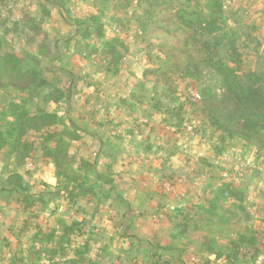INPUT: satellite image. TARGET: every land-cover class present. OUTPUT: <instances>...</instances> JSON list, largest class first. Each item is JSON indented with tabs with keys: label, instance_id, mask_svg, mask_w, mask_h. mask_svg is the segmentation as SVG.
I'll return each mask as SVG.
<instances>
[{
	"label": "rangeland",
	"instance_id": "1",
	"mask_svg": "<svg viewBox=\"0 0 264 264\" xmlns=\"http://www.w3.org/2000/svg\"><path fill=\"white\" fill-rule=\"evenodd\" d=\"M222 1L231 17L226 22L227 28H236L241 57L236 62L227 48L220 47L216 60L236 71L239 79L245 72L264 75V0ZM205 2L56 0L54 5L45 3L47 11L39 5L40 0H0V56L26 58L33 54L37 61L26 59L25 66H38L49 82V89L62 88L69 93L56 111L61 121L72 120L78 127L80 140L74 141L69 133L65 139L75 156L72 168L79 172L89 192L72 201L64 186L58 184L57 168L45 158L41 142L22 163L8 158L6 147L0 153V264H143L148 253L142 247L137 248L132 237L146 247L148 242L157 240L177 250L166 251L165 259L182 254L187 264H201L203 242L213 251L224 250L237 232L250 229L259 239L257 257L242 255L238 262L231 259L226 264L243 261L258 264L264 256V139L261 146L257 141L253 145L246 138L227 135L212 126L208 114L202 110L203 101L208 97L222 98L226 88L209 67H200L199 78L173 77L171 89L164 86L161 73H152L158 68L172 67L174 58H179L178 54H170L175 39L163 31L161 20L181 11H203L206 15L204 8L197 7ZM71 9L76 16H70ZM159 9L163 13L150 16ZM23 12L36 18L30 26L22 25ZM93 15L98 16L95 23L82 25L77 21ZM235 20L242 27L237 28ZM99 25L104 41L96 37ZM87 26H91V34L84 37ZM80 28L82 31L78 33ZM232 36L229 33L223 44ZM112 40H118L113 45L123 56L120 73L107 70L111 55L105 41ZM13 67H3L0 62V124L13 120L9 116L12 102L33 101L34 105L30 103L28 108L34 112L43 101L37 98L41 93L38 90L18 91L26 85L15 77L11 79L9 72ZM45 90L48 91L47 87ZM147 91L154 92L160 110L153 107L154 101L149 103ZM197 91L202 98L200 102L192 96ZM231 128L235 132L240 130ZM49 130L62 132L63 126L57 124ZM205 148L213 149V156H226L224 167L220 161L197 157L194 181L189 182L187 169L180 170L188 180L182 186L189 193L194 192V201L167 195L176 193L172 184L164 183L173 179V167L188 166L187 162H193L190 155ZM82 160L95 165V169L79 170ZM70 164L66 168H71ZM9 170H16L26 184L41 194L42 200L31 213L24 211L18 194L7 190ZM94 171L103 174V178L97 180ZM165 184H170L173 191H166ZM226 184H231L236 198L230 193L220 194L218 189ZM213 200L217 207L216 230H233V234H212L209 232L214 228L204 229L205 225L196 223L200 216L206 224L214 220L210 215L202 216L204 210L200 209L209 208ZM35 215L38 221H34ZM185 217H190L189 227L178 228ZM26 219L41 224L46 232L55 228L60 232L63 223H84L82 230L71 236L66 255L59 253L50 258L35 254L48 247L45 236L41 234L32 243L35 228L19 233L18 228ZM221 220L231 223L221 225ZM60 236L57 232L55 239ZM218 236L228 240H217ZM86 244L88 251L81 258L79 249Z\"/></svg>",
	"mask_w": 264,
	"mask_h": 264
},
{
	"label": "trees",
	"instance_id": "2",
	"mask_svg": "<svg viewBox=\"0 0 264 264\" xmlns=\"http://www.w3.org/2000/svg\"><path fill=\"white\" fill-rule=\"evenodd\" d=\"M55 1L56 0H40L39 5H41L44 10H47L46 6L44 7L45 3L54 5L53 2ZM197 7L199 9L204 8V10L207 11L206 15L203 11H181L176 12L173 17L161 20L160 24L164 25L162 27L163 31L175 39L171 50L173 52L170 54H178L179 58H174L175 63L173 62L174 64L172 67L166 69L158 68L152 73H161L164 86L167 89H171V87H174L175 82L173 77L180 76V78L185 79L186 76H196L199 78L201 75L200 67H209L214 76L221 80L222 85L226 88L222 98L216 100L217 98L215 97H208L203 101L202 110L208 114L212 126L222 130L227 135L235 136L237 134V136L241 138H246L253 145V141H257L259 145H262L261 140L264 139V75L257 74L256 72H245L242 73L243 78L239 79L236 71L223 65L220 60H216L220 47L227 48L230 53H232L231 56L236 62L240 59L241 54L238 53V39L235 37L236 28H227L226 22L229 21L231 17L229 11L225 9L222 0H206L204 6L197 5ZM23 13L25 14V12ZM161 13H163V9L155 10L150 16L156 17ZM70 16H76L73 9L70 11ZM35 19V17L25 14L22 17V25L25 27L30 26L35 22ZM77 21L82 25L87 22L95 23L98 21V16L93 15L89 18H80L77 19ZM235 21V26H237V28L242 27L237 20ZM91 30V26H87L83 32V36L86 37V35H90ZM102 30V25H99L97 27L96 37L103 40L104 34ZM81 31L82 28L78 29V33ZM229 33L234 36L227 40V44H223L224 39ZM117 42L118 40L105 41V44L109 46L108 54L111 55L107 70L111 71L114 69L115 73H120V65L122 64L123 56L117 52V48L113 45V43L116 44ZM26 59L37 61V57L33 54L27 55L26 58H16L8 54L0 56V62L3 67L14 65L9 72L11 79L15 77L14 79L17 82L21 81L22 84L25 83L26 86H22V90L18 89V91L30 93L31 91L38 90L41 93L37 98H42L43 101L41 105H36L34 112H31L28 108V104L31 103L34 105L33 101L21 100L20 103L12 102L9 105V116H11L13 120L5 124H0V153L8 147V158L11 160L14 159L17 163H22L30 158L36 149L37 143L41 142L45 158L57 168L58 184L64 186L63 188L68 196L75 202L77 198H83L87 196L89 192L88 189L85 188V182H81L82 179L78 176L79 172L77 173L72 168L75 156L70 152V146H67L68 144L65 139L67 136L66 133H69L74 141L80 140L81 136L78 132V127L72 120L61 121L56 111L61 101L68 97L69 93L62 88L49 89V82L44 72L38 66L26 67ZM183 60L185 62H183ZM182 63L184 65L180 66ZM173 67L175 69L171 70L170 68ZM244 78L245 80H243ZM46 87L48 91H44ZM155 88H158V86ZM146 96L150 99L149 103L154 101L155 105L153 107L156 110L161 109L155 101L153 91H147ZM123 102L127 103V100L124 99ZM52 105L55 106V108ZM51 109L54 111H51ZM221 120L225 121V124H221ZM57 124L63 126V131L55 133L50 132L49 129ZM231 127H239L240 130L235 132ZM2 128H5V130ZM244 133L247 134L245 135ZM50 143H55V146H51ZM66 160L68 163L65 162ZM67 164L68 166L70 164L71 168H66ZM79 167V170L85 171H93L95 169V165L86 160H82ZM7 173V190L18 194L19 198L17 200L23 205L24 211H29V213H31V209L34 205L42 200L41 194H39L38 190L33 188V186L26 184L22 176L16 170H9ZM94 173L97 180L103 178V174L96 173L95 171ZM232 188L231 184H226L224 188L220 187L218 191L220 194L230 193L231 196L236 198V191L234 192ZM200 209L204 210L202 216L210 215L214 219L208 224L204 223V219L201 216L195 220L196 223L199 222L205 225L203 226L205 227L204 229L214 228V230L209 233L221 235L229 234V232L233 234L235 232L222 228L216 230L217 207L214 200L210 202L209 208L205 209L200 207ZM240 209L242 210L243 208ZM36 218H38V216L35 215V218H33L34 221H38ZM190 221V217H185L182 224H178L177 227L188 228V223ZM82 223H84V221L74 222L72 224L63 223L60 232L56 230V228L46 232L41 224H33L32 219H26L22 227L18 228V231L20 234H23L35 228L37 232L32 239V243L42 234L46 237L44 241L48 244L47 248L42 251H35V254L37 256L46 254V256L48 255L52 258L59 253L63 256L66 255L70 247L71 236L75 231L82 230ZM220 223L221 225L224 224L229 226L231 222L229 220H221ZM193 226L196 230L199 229L195 224H193ZM57 232L61 233V236L57 237L56 240ZM235 235L236 238L231 239L230 242L225 244L224 250H215L216 258H224L226 261L232 259L233 263L240 260L239 258L243 256H253V258H256L260 252V248H258L259 239L256 232L250 229L247 232H237ZM131 239L133 244L136 245L137 243V248L142 247L148 253L147 259L144 260L143 264H176V262L178 264H187L183 261L182 254H173L171 258L165 259L166 251H177L169 248L167 244L165 245L154 240V242L150 241L151 244L148 242V246L146 247L142 245V241L134 242V238L132 237ZM5 245L9 246V244ZM32 250L35 249L32 247ZM87 251L88 244L79 249V257L82 258L83 254ZM242 251H245V253L242 254ZM200 263L214 264L208 259H203Z\"/></svg>",
	"mask_w": 264,
	"mask_h": 264
},
{
	"label": "crops",
	"instance_id": "3",
	"mask_svg": "<svg viewBox=\"0 0 264 264\" xmlns=\"http://www.w3.org/2000/svg\"><path fill=\"white\" fill-rule=\"evenodd\" d=\"M194 153H198V154L190 155L192 160H193V162H187L188 166L187 165L181 166L179 164L177 166L178 168H175L176 166L173 167V169H174L173 171H175V175L172 177L173 179H171V180L169 179L168 181H164V183L172 184L174 186V189L176 190V193L175 194H167V195L175 197V199L177 198L179 200L184 199V200L188 201V199H190V200L194 201V198H196V197H194L195 196L194 192L192 191V192L189 193L188 191H186L183 188L182 185H184L189 179H190L189 182L195 180V178H194L195 177V166L196 165L198 166L197 162H195L197 157H206L208 159L211 158L214 161H220L222 167H224V165H225L224 164L225 161H224L223 157L225 158L226 156H224V155H223V157L222 156H213V149H211V148H208V149L205 148L204 151L203 150H199L198 152H194ZM169 165H171V163H169ZM166 169H168V168H166ZM176 169H178V170H176ZM182 169H187L186 171L190 175V177L188 176L189 178L187 177L188 180H186V178L181 174L180 170H182ZM221 169L223 170V168H221ZM193 175H194V177H193ZM181 188H183V189H181ZM156 193L160 194V195L164 194V193L163 194L159 193L157 191H156ZM165 211H166V209H165ZM226 238H224L223 236H218L217 240L218 239H226ZM227 240L228 239H226L224 241H227ZM203 259L211 260L214 264H226L227 262H229V261H226L224 258H219V259L216 258V251L211 250L209 245L207 246L206 242H203L201 244V247H200L199 260L202 261ZM231 264H233V263H231ZM239 264H248V263L243 261V262H240Z\"/></svg>",
	"mask_w": 264,
	"mask_h": 264
},
{
	"label": "built area",
	"instance_id": "4",
	"mask_svg": "<svg viewBox=\"0 0 264 264\" xmlns=\"http://www.w3.org/2000/svg\"><path fill=\"white\" fill-rule=\"evenodd\" d=\"M192 96H193L194 101H196V102H200L201 99H202V98H201V95L199 94L198 91L195 92V93H192ZM189 130H192V127H189ZM189 133L192 134L193 132H189ZM164 187H165V190H166V191H169V192H170V191H173V190H172L173 187H171L170 184H169V185L165 184ZM258 264H264V256L259 258V260H258Z\"/></svg>",
	"mask_w": 264,
	"mask_h": 264
}]
</instances>
